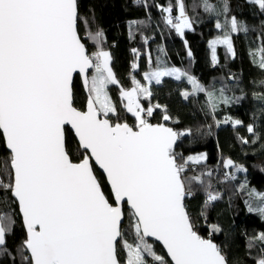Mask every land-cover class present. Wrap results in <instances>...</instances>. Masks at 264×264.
<instances>
[{
  "label": "snow or ice",
  "instance_id": "obj_1",
  "mask_svg": "<svg viewBox=\"0 0 264 264\" xmlns=\"http://www.w3.org/2000/svg\"><path fill=\"white\" fill-rule=\"evenodd\" d=\"M252 2L264 10V0ZM158 7L179 35L192 28L184 0H177L175 17L173 4ZM230 29L248 30L235 17ZM88 40L101 44L103 30H90L78 0H0V137L6 153L0 157V191L10 192L22 213L27 229L24 248L30 253L29 258L21 252L24 260L27 264H229L221 246L200 234L199 217L186 203L193 194V181L203 183L201 177L185 175L188 162L199 163L206 155L178 162L177 140L191 135V130L177 132L151 122L157 109L163 110L164 121L172 117L166 106L142 103L151 101V85L160 84L163 77H186L193 91L183 92L185 99L207 90L180 68L157 66L144 73L146 85L133 77V87L119 89L123 109L134 117L130 124L110 95L109 86L119 84L111 54L103 47L90 52ZM216 44L227 45L235 56L230 35L212 41L214 60ZM261 53L264 68V49ZM77 77L86 89L83 109L76 106ZM207 97L213 112L229 102L223 90L218 97L207 91ZM66 126L74 132L79 155L67 142ZM225 167L247 171L232 159ZM97 168L105 176L107 192ZM210 189L209 184L205 208L221 199ZM249 196L259 204H249L248 211L264 218V193L252 189ZM6 203L7 197L0 196V204ZM200 216L207 222L204 209ZM14 223L11 215L0 214V246ZM210 228L214 233L222 230L219 225ZM253 240L264 245V232L250 239L249 248ZM157 242L166 249L165 255L158 252ZM255 264H264V247Z\"/></svg>",
  "mask_w": 264,
  "mask_h": 264
},
{
  "label": "trees",
  "instance_id": "obj_2",
  "mask_svg": "<svg viewBox=\"0 0 264 264\" xmlns=\"http://www.w3.org/2000/svg\"><path fill=\"white\" fill-rule=\"evenodd\" d=\"M146 1L145 5L139 0H78L79 12L82 17L89 18L90 30H103L101 44L87 41L89 51L94 53L103 47L110 52L111 67L119 84L109 88L121 114L130 124L134 117L123 109L119 89L133 87V77L146 85L144 73L157 66L180 68L217 97L223 90L229 102L220 103L213 112L207 91L185 99L182 93L193 91L187 78L164 77L160 84L152 83L151 101L142 99V103L166 106L167 114L172 117L164 121L163 110L157 109L151 122L167 124L177 132L191 130L192 134L181 136L176 145L178 162L183 163L190 155L198 153L207 157L199 163L189 161L185 172L187 177L203 180V183L193 181V194L186 198L190 210L199 217L200 234L221 246L229 264H255L264 245L254 240L253 247L248 245L252 237L264 232V218L257 212H249L248 206L259 204L257 199L249 196L250 190L264 193V68L260 67L261 49H264V10L252 0H184L192 28L185 29L181 36L166 23V14L158 7L171 3L173 13L178 14L177 0ZM205 4L213 6L212 10H206ZM232 17L248 30L231 32ZM217 23L223 27L217 28ZM225 35H230L233 41L235 56L227 45L221 44L216 47L214 60L210 40ZM134 64L138 67L134 68ZM74 94L76 106L83 109L86 92L78 77L75 78ZM225 118L231 119L224 123ZM235 120L241 124L235 125ZM248 127L254 132H249ZM66 138L72 152L79 155L76 137L69 127ZM2 144L0 137V157L6 155ZM228 159L247 171L225 167ZM96 172L107 192L105 176L98 169ZM226 174H232V177L227 179ZM209 184L210 190L221 194V199L205 208ZM242 185H245L243 190ZM0 196L7 197V203L0 204V214L11 215L15 220L6 234L5 245L0 246V264H27L21 255L23 251L30 258L24 248L27 233L18 202L10 192L0 191ZM202 209L206 212L207 222L200 216ZM210 225H219L222 230L214 233ZM156 248L160 254H166L159 243Z\"/></svg>",
  "mask_w": 264,
  "mask_h": 264
},
{
  "label": "rangeland",
  "instance_id": "obj_3",
  "mask_svg": "<svg viewBox=\"0 0 264 264\" xmlns=\"http://www.w3.org/2000/svg\"><path fill=\"white\" fill-rule=\"evenodd\" d=\"M224 38V36H216V37H214L213 39H211L210 41V46H211V50H212V41L213 40H220V39H223ZM218 45H221V44H216L215 45V57L217 56V52H216V47L218 46ZM232 45H233V41H232ZM109 52V51H108ZM110 53V52H109ZM212 55H213V51H212ZM177 68V67H176ZM112 69H113V67H112ZM113 71H114V69H113ZM115 73V72H114ZM118 79V78H117ZM155 82V81H154ZM110 95L113 97V100H114V96H113V94H112V92H111V89H110ZM119 98H120V93H119ZM114 102L116 103V100H114ZM200 155H205V154H203V153H198V155H190V156H200ZM205 160V159H204ZM201 161H203V160H201Z\"/></svg>",
  "mask_w": 264,
  "mask_h": 264
},
{
  "label": "water",
  "instance_id": "obj_4",
  "mask_svg": "<svg viewBox=\"0 0 264 264\" xmlns=\"http://www.w3.org/2000/svg\"><path fill=\"white\" fill-rule=\"evenodd\" d=\"M91 71V70H90ZM81 80H82V78H80ZM74 83H75V78H74ZM82 83H83V81H82ZM83 88H84V90H85V92H86V89H85V87H84V85H83ZM166 126H168L167 124H165ZM67 127H69L70 128V126H66V128ZM168 127H170V126H168ZM71 129V128H70ZM72 131V130H71ZM176 131V130H175ZM73 132V131H72ZM73 134H74V132H73ZM179 143V139L177 140V143H176V145ZM98 169V168H97ZM99 171H100V173H102L103 174V172H102V170H100V169H98ZM103 176H104V174H103ZM21 214V217H22V213H20ZM22 222H23V217H22ZM24 223V222H23ZM24 227H25V230H26V233H27V229H26V226H25V224H24ZM214 241V240H213ZM157 243H159V242H157ZM161 245V244H160ZM162 246V245H161ZM162 248H163V246H162ZM164 251H165V253H166V249H164ZM30 254V253H29ZM170 259V258H169Z\"/></svg>",
  "mask_w": 264,
  "mask_h": 264
},
{
  "label": "built area",
  "instance_id": "obj_5",
  "mask_svg": "<svg viewBox=\"0 0 264 264\" xmlns=\"http://www.w3.org/2000/svg\"><path fill=\"white\" fill-rule=\"evenodd\" d=\"M139 1H142V2H144L145 3V0H139ZM146 4H147V1H146ZM145 4V5H146ZM176 15H178V14H175V13H173V16L175 17ZM232 177V174H226V178L227 179H229V178H231ZM205 200H206V196H205Z\"/></svg>",
  "mask_w": 264,
  "mask_h": 264
},
{
  "label": "crops",
  "instance_id": "obj_6",
  "mask_svg": "<svg viewBox=\"0 0 264 264\" xmlns=\"http://www.w3.org/2000/svg\"><path fill=\"white\" fill-rule=\"evenodd\" d=\"M163 78H164V77H163ZM163 78H162V79H163ZM146 82H147V81H146ZM153 83H155V82L153 81Z\"/></svg>",
  "mask_w": 264,
  "mask_h": 264
}]
</instances>
